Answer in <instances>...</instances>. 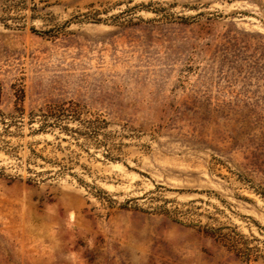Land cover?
<instances>
[{
  "label": "rangeland",
  "instance_id": "rangeland-1",
  "mask_svg": "<svg viewBox=\"0 0 264 264\" xmlns=\"http://www.w3.org/2000/svg\"><path fill=\"white\" fill-rule=\"evenodd\" d=\"M0 264H264V0H0Z\"/></svg>",
  "mask_w": 264,
  "mask_h": 264
}]
</instances>
